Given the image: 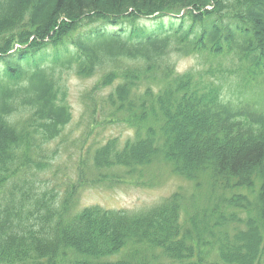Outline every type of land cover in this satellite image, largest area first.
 <instances>
[{
  "label": "trees",
  "instance_id": "obj_1",
  "mask_svg": "<svg viewBox=\"0 0 264 264\" xmlns=\"http://www.w3.org/2000/svg\"><path fill=\"white\" fill-rule=\"evenodd\" d=\"M65 73L97 76L89 123L131 135L59 193L37 176L72 121ZM166 171L184 185L150 206L79 207ZM0 264H264V0H0Z\"/></svg>",
  "mask_w": 264,
  "mask_h": 264
},
{
  "label": "rangeland",
  "instance_id": "obj_2",
  "mask_svg": "<svg viewBox=\"0 0 264 264\" xmlns=\"http://www.w3.org/2000/svg\"><path fill=\"white\" fill-rule=\"evenodd\" d=\"M157 23L158 21L148 20L141 22L147 28ZM175 64L178 72L200 68L197 58L194 57L175 59ZM64 79L68 104L72 110V121L60 138L46 146V154L50 157V167L37 176V181L41 183L43 189H54L59 193L63 192L64 185L68 184L69 180L76 179L79 165H89V152H92L96 146L108 138H118L119 141H124L131 135L125 127H108L104 130L96 128L93 122L89 123L88 119L82 116V94L93 86L97 76L80 79L73 73H65ZM222 88L228 96L234 95L235 89L230 81L223 82ZM161 174L164 178L162 184L151 189L125 184L111 187H87L78 195L79 207L98 205L105 209L133 212L150 206L169 195L176 187L184 185L183 181L170 177L167 171ZM186 187L190 188V185L187 184Z\"/></svg>",
  "mask_w": 264,
  "mask_h": 264
}]
</instances>
